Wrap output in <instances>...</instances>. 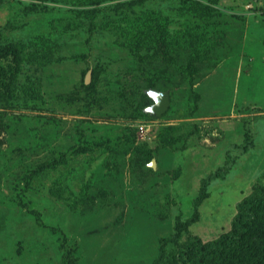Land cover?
<instances>
[{"label": "rangeland", "instance_id": "1", "mask_svg": "<svg viewBox=\"0 0 264 264\" xmlns=\"http://www.w3.org/2000/svg\"><path fill=\"white\" fill-rule=\"evenodd\" d=\"M257 185L264 0H0V264H156Z\"/></svg>", "mask_w": 264, "mask_h": 264}, {"label": "trees", "instance_id": "2", "mask_svg": "<svg viewBox=\"0 0 264 264\" xmlns=\"http://www.w3.org/2000/svg\"><path fill=\"white\" fill-rule=\"evenodd\" d=\"M237 209L227 232L206 242L191 235L156 264H264V185H257Z\"/></svg>", "mask_w": 264, "mask_h": 264}, {"label": "water", "instance_id": "3", "mask_svg": "<svg viewBox=\"0 0 264 264\" xmlns=\"http://www.w3.org/2000/svg\"><path fill=\"white\" fill-rule=\"evenodd\" d=\"M90 74H91V70L88 71L87 76L85 78L86 83L90 82V79H91ZM150 93H158L159 95L153 97L152 95H150ZM148 95L153 100V103L150 106H148L145 110L153 114L154 117H157V118L161 117L170 107V104H171L170 91L149 89ZM150 108L153 109V111H149ZM155 163H156V159L153 158L150 162V165L154 167Z\"/></svg>", "mask_w": 264, "mask_h": 264}, {"label": "clouds", "instance_id": "4", "mask_svg": "<svg viewBox=\"0 0 264 264\" xmlns=\"http://www.w3.org/2000/svg\"><path fill=\"white\" fill-rule=\"evenodd\" d=\"M150 95H152L153 97H155V96H157V95H159L158 93H150ZM157 103H158V101H157ZM149 111H153V109H149Z\"/></svg>", "mask_w": 264, "mask_h": 264}]
</instances>
